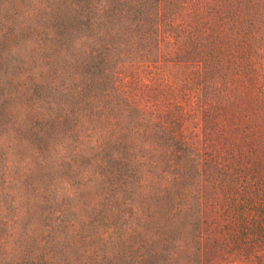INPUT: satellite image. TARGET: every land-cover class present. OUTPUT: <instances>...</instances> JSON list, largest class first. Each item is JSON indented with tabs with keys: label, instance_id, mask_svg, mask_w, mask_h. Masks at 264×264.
<instances>
[{
	"label": "rangeland",
	"instance_id": "374dc122",
	"mask_svg": "<svg viewBox=\"0 0 264 264\" xmlns=\"http://www.w3.org/2000/svg\"><path fill=\"white\" fill-rule=\"evenodd\" d=\"M113 188L110 264H264V0H0V237H65Z\"/></svg>",
	"mask_w": 264,
	"mask_h": 264
},
{
	"label": "trees",
	"instance_id": "16d2710c",
	"mask_svg": "<svg viewBox=\"0 0 264 264\" xmlns=\"http://www.w3.org/2000/svg\"><path fill=\"white\" fill-rule=\"evenodd\" d=\"M97 147L101 149L103 148L102 145H97ZM114 156L116 155L113 153L105 152L103 158L94 160V162L99 165L100 177L103 178V181H106V176L111 174L114 181H118L121 178L122 183H127V178L129 175L127 172H122V170H125V168L127 167L128 160L126 156L117 157V159ZM124 159H126V162H123ZM109 163L113 164L109 165ZM113 166L118 167L115 168ZM7 180L9 182L10 177H8ZM126 187H128V184L126 185ZM75 188H78L77 190H82L80 189L81 187ZM66 190L67 195L69 196H72L75 193L77 194V190L71 187ZM123 190L124 188H113L111 191L112 193H109L107 196L103 197L106 202L103 203V206L101 208L90 207V209H86L84 213L81 214V219L79 221L77 220L80 224H74L72 222L69 223V226H72V229L69 232V235H67L69 237V240L65 243H63V241L67 236L59 237L63 231L59 230L58 228L62 225L65 228L67 226L66 223L61 224L64 222L63 212H61L62 215L56 216L53 220V223H55L51 227L52 229L50 231L48 228L39 229L40 233H38L37 235H33L31 233L32 237L26 236V238L21 242L19 241L20 233L15 232L8 235L7 237H0V247L1 245H8L4 244L5 241H10L12 245H8L9 247L7 250L8 252H11L14 250L13 246H15V244L24 245L31 239L33 244L42 247L43 249H45V251H43L42 255L37 257L36 260L34 257H30L28 252V261L30 264H61V262L63 264H70L69 261L71 259L75 261L74 264H110L115 255H118L119 253H123L125 256L127 255V253L129 252L128 250H130L129 236L134 230V227H132L133 230L131 229V231H128V229H124L125 226H129L126 220L118 224V221L120 219H125V216H127V212H123L122 209L118 206L119 204L116 202L118 195L122 197L121 192ZM87 211H91V213L87 214ZM100 213L101 218H109L108 223L103 221L105 219H101V222L103 221V223L101 224V232L95 235L94 232L85 230L86 228L93 229V223L92 221H90V218H94L95 215L100 216ZM96 228L97 226L95 227V229ZM20 259H22V257L8 253L5 259L3 261H0V264H27Z\"/></svg>",
	"mask_w": 264,
	"mask_h": 264
}]
</instances>
